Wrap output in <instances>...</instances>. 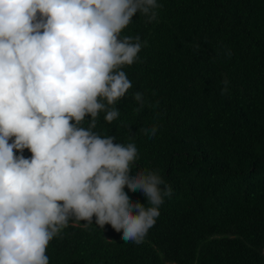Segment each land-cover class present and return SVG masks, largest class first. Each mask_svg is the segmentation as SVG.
Returning a JSON list of instances; mask_svg holds the SVG:
<instances>
[{"label":"trees","instance_id":"16d2710c","mask_svg":"<svg viewBox=\"0 0 264 264\" xmlns=\"http://www.w3.org/2000/svg\"><path fill=\"white\" fill-rule=\"evenodd\" d=\"M157 2L156 21L137 13L122 32L143 45L123 68L133 86L118 118L100 113L94 131L135 143L132 173L155 170L173 193L143 243L95 218L70 222L49 243V264H264V0Z\"/></svg>","mask_w":264,"mask_h":264},{"label":"clouds","instance_id":"9594fccd","mask_svg":"<svg viewBox=\"0 0 264 264\" xmlns=\"http://www.w3.org/2000/svg\"><path fill=\"white\" fill-rule=\"evenodd\" d=\"M161 6L0 0V264H49V243L70 222L95 218L137 245L155 225L171 185L155 170L133 174L136 144L94 129L100 113L109 124L118 118L116 104L133 86L123 68L137 62L143 45L123 30L137 13L156 21ZM222 83L224 95L229 81ZM133 99L139 113L144 94ZM142 131L153 138L157 127ZM125 188L147 203L133 202Z\"/></svg>","mask_w":264,"mask_h":264}]
</instances>
